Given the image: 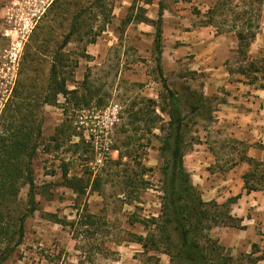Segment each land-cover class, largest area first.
Segmentation results:
<instances>
[{"label":"rangeland","instance_id":"1","mask_svg":"<svg viewBox=\"0 0 264 264\" xmlns=\"http://www.w3.org/2000/svg\"><path fill=\"white\" fill-rule=\"evenodd\" d=\"M94 1L84 0L89 12L82 19L80 33L63 50L66 56L63 77L68 90L79 89L81 95H92L94 99L90 106L78 111L65 112L60 105L43 108V133L33 163L37 211L26 221L22 245L4 264H145L147 261L138 244L123 239L127 232L145 236L140 221L157 218L161 210L164 160L160 147L165 135L159 127L165 126L169 119L159 108L156 115L163 121L155 119L149 103L153 100L161 105L159 95L163 92L153 53L155 30L150 25L134 23L122 31V21L133 0H104V13L92 5ZM159 1L153 0L151 6L139 2L136 6L144 7L155 20ZM71 2L53 0L45 5L46 0H0V112L14 88L22 83L32 86V94L42 92L46 86L52 56L69 33L76 13L75 7H66ZM166 4L162 66L188 117L184 166L205 202L214 200L222 204L241 195L232 207V214L244 220L246 229L216 227L210 234L235 259L251 255V260L259 258L257 264H264V191L247 195L242 176L249 166L245 163L242 169L239 163L231 167L245 153L264 161V140L254 136L242 141L240 138L244 136L237 130L238 121L233 112L245 106L250 91L264 90V14L253 51L249 48L248 57L244 58L236 52L235 34L217 35L213 27L203 26L202 17L196 15L194 9L204 13L210 0L192 3L167 0ZM256 68L260 72H255ZM214 76L225 80V84L217 89L209 87ZM193 92L203 94L207 103L191 115L186 101L193 97ZM59 104H64L62 97ZM134 113H142V122L136 121ZM152 119L157 127L149 130ZM66 122L72 125L71 136L60 137L62 141L57 147L52 137ZM130 136L131 157L122 163L127 166H113L111 161L119 160L114 148L125 151L123 143ZM138 162L151 170L143 177L148 188L135 195L138 199L133 204H124L116 186L119 174L126 168L139 174ZM65 167L70 176L85 180L100 175L99 190L88 189L82 199L77 198L63 185ZM19 199L22 205L27 203L28 187L21 190ZM85 204L88 212L103 218L97 234H92L93 226L81 227ZM55 216L75 225H60L54 221ZM116 239H119L117 244ZM158 257L168 264L167 256Z\"/></svg>","mask_w":264,"mask_h":264},{"label":"trees","instance_id":"2","mask_svg":"<svg viewBox=\"0 0 264 264\" xmlns=\"http://www.w3.org/2000/svg\"><path fill=\"white\" fill-rule=\"evenodd\" d=\"M166 1L158 2L157 18L154 20L147 15L144 7L136 6L139 2L145 6H151L153 0H133L128 15L122 21V31L134 23L147 24L155 30L153 53L163 92L159 95L161 105L153 100H149V103L152 104L155 115L156 109L159 108L161 114H165L169 119L165 126L159 127L165 135L160 147L164 160L160 215L157 218L139 220L144 226L145 236L127 232L123 241L136 243L142 248V254L147 256L145 264H164L158 255L167 256L168 264H257L260 259L251 260V255H244V259H235L230 251L210 234L216 227L246 229L243 225L244 220L232 214V207L241 195L232 197L222 204L214 200L205 202L201 192L192 184L191 177L184 166V157L188 148L186 140L188 117L181 106V98L169 86L162 66L164 14L168 10ZM181 1L193 2V0ZM210 1L211 4L204 13L197 8L194 9L196 15L202 17L203 26L213 27L217 35L235 34L238 43L236 52L244 58L248 57L247 52L251 44L261 32L264 0ZM85 5L84 0H72L70 4H66L68 8L75 7L76 13L72 17L69 33L65 35L52 56L48 80L42 92L32 94V86L24 82L21 87L14 88L8 102L0 112V264H4L22 245L26 221L37 211L38 192L33 163L38 156L43 133V108L60 105L65 112L78 111L80 108L90 106L94 99L92 95L90 97L81 95L79 89L68 90L67 80L63 77V71L66 68L64 62L66 56L63 50L73 37L80 33L83 26L82 19L90 9ZM92 5L100 9L102 13L106 9L104 0H95ZM32 63L33 57L30 56L28 60L30 67ZM241 71L245 74L244 70ZM255 72H260V69L256 68ZM60 97L64 99L62 105L59 104ZM206 103L205 96L195 92L193 97L186 101L191 115L201 111ZM143 117L142 113H134L136 121L142 122ZM155 119L159 122L163 121L159 115H156ZM155 123L156 120L152 119L149 130L157 127ZM71 130V123H64L55 130L51 141L56 142L58 147L59 142L62 141L59 140L60 137L61 139L65 136L70 138ZM126 139L128 142L123 143L125 151L114 148L119 153V160L111 161L113 166H127L122 163L131 157L129 148L132 136ZM235 143L244 145L239 141ZM73 145L77 146V144ZM239 163H246L249 166V170L242 176L246 194L264 191V161L256 160L245 153L233 162L231 167L234 168ZM137 168L141 169L139 174L130 168L122 170L119 174L120 180L116 186L119 187L118 195L124 197L121 199L124 204H133L138 199L135 195H138L140 190L148 188V182L143 180V177L151 170L143 166L141 162H138ZM64 169L63 185L71 189L77 198L82 199L88 189L98 191L102 184L100 175L95 176L93 180L91 177L85 180L82 177L70 176L68 169L66 167ZM24 187H28V199L27 203L22 205L19 196ZM84 207L85 214L81 217V227L93 226L95 229L92 234L99 233V223L103 218L88 212L86 204ZM54 221L64 226L75 225V222L59 220L56 216ZM103 224H105L104 221ZM119 239L114 240V243L117 244ZM150 253L155 255L149 256Z\"/></svg>","mask_w":264,"mask_h":264},{"label":"crops","instance_id":"3","mask_svg":"<svg viewBox=\"0 0 264 264\" xmlns=\"http://www.w3.org/2000/svg\"><path fill=\"white\" fill-rule=\"evenodd\" d=\"M152 19V18H151ZM254 41L250 50L253 51V46L255 45ZM225 84V80L217 79L216 76L210 79L209 87L218 88L222 87ZM241 86L242 84L239 83ZM240 99L242 96L239 97ZM245 106L237 107L234 112V117H236L237 130L240 133V136H244V138H240L242 141H247L248 139H253L254 136L256 138H262L264 140V90L255 89L250 91V96L245 99ZM249 101V102H247ZM250 131V132H249ZM264 144V143H263ZM242 169H245V163H241L239 165ZM249 195V194H247Z\"/></svg>","mask_w":264,"mask_h":264},{"label":"built area","instance_id":"4","mask_svg":"<svg viewBox=\"0 0 264 264\" xmlns=\"http://www.w3.org/2000/svg\"><path fill=\"white\" fill-rule=\"evenodd\" d=\"M45 1V0H42V2ZM53 0H46V4L45 5H48L49 3H51ZM99 163L102 162L101 159L98 160Z\"/></svg>","mask_w":264,"mask_h":264}]
</instances>
